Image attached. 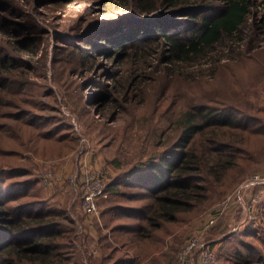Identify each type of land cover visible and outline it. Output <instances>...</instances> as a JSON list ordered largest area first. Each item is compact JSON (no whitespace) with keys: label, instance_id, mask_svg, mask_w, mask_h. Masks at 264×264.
<instances>
[{"label":"rangeland","instance_id":"obj_1","mask_svg":"<svg viewBox=\"0 0 264 264\" xmlns=\"http://www.w3.org/2000/svg\"><path fill=\"white\" fill-rule=\"evenodd\" d=\"M164 3L0 0V186L35 180L23 192L13 187L11 202L29 193L24 201L44 203L62 221L60 238L68 247L56 264H264V183L243 186L264 173V7L257 4L249 20L251 36L260 41L219 63L215 76L172 66L165 44L115 46L102 39L107 26H115L116 35L144 29L159 15L168 29L184 30L187 13L173 15L178 7ZM204 102L233 103L255 118L251 128L261 133L247 139V151L207 201L141 240L144 216L112 210L150 203L127 194L138 188L119 185L100 199L98 216L85 212L66 174L84 161L113 180L164 150L176 138L180 113ZM12 169L25 173L12 176ZM199 235L181 263L186 244Z\"/></svg>","mask_w":264,"mask_h":264},{"label":"trees","instance_id":"obj_2","mask_svg":"<svg viewBox=\"0 0 264 264\" xmlns=\"http://www.w3.org/2000/svg\"><path fill=\"white\" fill-rule=\"evenodd\" d=\"M165 1L163 5L178 7L173 15L187 13L184 30L168 29L164 24L166 19L159 15L149 17V25L144 29L117 30L116 35H111L115 26H107L110 28L101 32L102 39L115 46H138L139 41L148 44L155 41L158 47L165 44L168 50H163L167 51L172 66L210 70L212 76L223 60L243 56L260 41L259 36L258 39L251 36L249 20L258 5L264 7V0ZM150 8L148 4L142 6V14ZM153 26L154 31L147 32ZM91 33L94 31L83 33V37L88 39ZM144 33L151 35L142 39ZM16 58L19 57H13ZM251 121H255L253 116L229 102H204L186 108L175 121L176 138L171 144L107 182V192H114L119 185L136 187L138 191L127 194L151 202L143 206L116 205L112 210L144 216L146 226H140L141 234L137 237L141 240L151 237L162 223L174 222L180 213L197 208L207 201L213 186L221 183L228 171L238 164L237 159L247 151V139L261 135L259 127L251 128ZM237 131H241V135L235 134ZM244 134L246 139L239 141L237 137H244ZM10 173L21 176L25 172L12 169ZM34 181L0 186V264H56L54 259L62 257L68 247L60 238L64 224L47 205L38 200L24 201L31 196L29 193L25 197L21 195L16 204L11 202L15 199L10 194L13 187L17 185V191L23 192L33 188ZM58 264L67 263L60 261Z\"/></svg>","mask_w":264,"mask_h":264},{"label":"built area","instance_id":"obj_3","mask_svg":"<svg viewBox=\"0 0 264 264\" xmlns=\"http://www.w3.org/2000/svg\"><path fill=\"white\" fill-rule=\"evenodd\" d=\"M49 174L45 178L46 183L52 182ZM65 179L71 184L75 191L80 194L83 204V209L89 215L98 216L100 214V199L107 195V182L106 174L100 170L95 169L86 162H82L81 166L75 171L66 174ZM264 183V173H255L247 178L243 183L246 188L252 187L256 184ZM214 220H211L213 223ZM201 235L192 238L185 246L181 253L180 260L183 263L187 255L196 246L200 240ZM207 255H211L207 253Z\"/></svg>","mask_w":264,"mask_h":264}]
</instances>
